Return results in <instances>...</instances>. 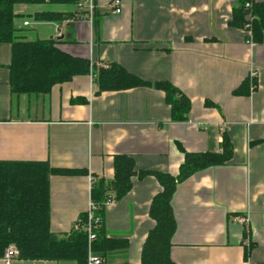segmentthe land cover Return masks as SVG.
Returning a JSON list of instances; mask_svg holds the SVG:
<instances>
[{"label":"crops","instance_id":"0c3cea01","mask_svg":"<svg viewBox=\"0 0 264 264\" xmlns=\"http://www.w3.org/2000/svg\"><path fill=\"white\" fill-rule=\"evenodd\" d=\"M109 2L95 0L92 22L74 5L19 3L14 24L24 39H57L61 50L95 67L116 62L144 81L170 82L190 99L187 120H171L162 90L99 92L93 74L46 94L14 95L11 46L1 42L0 161L84 172L49 176L50 230L63 237L89 206L91 177L110 181L114 158L131 157L137 172L131 188L105 206L103 224L107 238L126 246L107 251L103 264H141L155 225L150 204L162 191L151 172L177 176L184 152H220L225 132L231 159L175 186L170 255L176 264H264V35L248 44L247 32L229 24L237 0H122L119 14ZM42 11L73 12L77 19L36 20ZM252 72L257 87L235 93ZM12 264L73 263L14 257Z\"/></svg>","mask_w":264,"mask_h":264},{"label":"trees","instance_id":"16d2710c","mask_svg":"<svg viewBox=\"0 0 264 264\" xmlns=\"http://www.w3.org/2000/svg\"><path fill=\"white\" fill-rule=\"evenodd\" d=\"M79 1L0 0V43H9L11 46L8 66L11 93L46 94L54 85L70 81L76 75L93 74L99 92L138 86H152L162 90L165 102L170 106L171 120L186 121L190 99L170 82L144 81L116 62L95 67L87 58L61 50L57 39L26 40L18 34L19 29L14 24L15 4L48 2L75 6ZM248 14L252 17L250 20L247 19ZM71 17L77 19L73 12L42 11L34 14V18L40 21L60 22ZM229 24L248 31L246 41L259 42L264 35V1L237 0ZM256 81L255 77L246 78L234 92L247 94L257 87ZM205 104L213 106L210 102ZM232 155L233 146L223 132L220 152H184L177 176L151 172L160 182L162 191L153 197L150 204L149 215L155 225L142 246L141 264H176L170 255L171 237L175 230L171 196L176 184L196 171L226 163ZM113 164V179L108 181L102 177H93L90 188V200L94 205L96 219L92 221L96 235L92 245L94 252L101 257L109 250L126 246L124 240L105 236L104 210L108 202L119 200L130 190L131 178L137 173L134 161L129 156H116ZM72 173L84 172L53 168L47 162L40 161H0V258L4 257L9 246H14L17 250L15 257L19 260L86 264L87 234L75 228V225L87 222L86 212L79 215L66 236L58 237L50 230L49 176ZM143 174L146 172H138L139 176Z\"/></svg>","mask_w":264,"mask_h":264},{"label":"built area","instance_id":"2783aa9c","mask_svg":"<svg viewBox=\"0 0 264 264\" xmlns=\"http://www.w3.org/2000/svg\"><path fill=\"white\" fill-rule=\"evenodd\" d=\"M121 5H122V0H110L109 2V7L111 9V12L114 14H119L121 12ZM249 4H246V7H248ZM75 9L83 12V17L89 20L90 22L93 21L94 18V10H95V0H80L76 5ZM252 17L251 15L248 14L247 19L250 20ZM24 24H27V22H24ZM248 35L249 32L246 31ZM55 36H59V32L55 31ZM248 44H253L251 41H246ZM250 77H256V74L254 72L251 73ZM91 177V181H92ZM110 203V202H108ZM107 203V204H108ZM106 204V205H107ZM94 205L93 203L89 202V206L86 210V215H87V222L84 223L83 225H75V228L77 229H82L86 231L87 234V244H86V264H103L104 263V258L97 255L94 250H93V245L92 241L95 239V232L94 228L92 225V221H96L94 218ZM240 222H246V219L244 217L239 218ZM17 255V250L15 249L14 246H9L4 254L3 257V264H12L13 258Z\"/></svg>","mask_w":264,"mask_h":264},{"label":"rangeland","instance_id":"374dc122","mask_svg":"<svg viewBox=\"0 0 264 264\" xmlns=\"http://www.w3.org/2000/svg\"><path fill=\"white\" fill-rule=\"evenodd\" d=\"M30 35H32V37H33V38L35 37V35H34V34H30Z\"/></svg>","mask_w":264,"mask_h":264}]
</instances>
